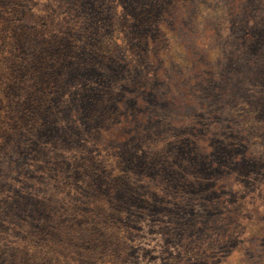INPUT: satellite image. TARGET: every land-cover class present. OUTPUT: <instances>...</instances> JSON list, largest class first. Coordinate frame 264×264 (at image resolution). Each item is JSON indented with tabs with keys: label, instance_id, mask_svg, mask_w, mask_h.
<instances>
[{
	"label": "rangeland",
	"instance_id": "1",
	"mask_svg": "<svg viewBox=\"0 0 264 264\" xmlns=\"http://www.w3.org/2000/svg\"><path fill=\"white\" fill-rule=\"evenodd\" d=\"M263 42L264 0H0V264H264Z\"/></svg>",
	"mask_w": 264,
	"mask_h": 264
},
{
	"label": "trees",
	"instance_id": "2",
	"mask_svg": "<svg viewBox=\"0 0 264 264\" xmlns=\"http://www.w3.org/2000/svg\"><path fill=\"white\" fill-rule=\"evenodd\" d=\"M148 9V8H147ZM152 9H150L149 11H147L149 14H151V13H153V12H150ZM238 13H240V11L238 12V10L236 9V8H234L233 6H229V7H227V8H225V12H224V16H225V18H226V21L228 22V21H231V19H234V17H236V15H239ZM243 13V12H242ZM257 13H259V12H257ZM249 16L251 17L250 18V22H254V20H255V18H256V12H254V18L252 19V15L251 14H249ZM243 20V18H240V23H242V20ZM236 20H238V17H236V19H235V21ZM244 20H246V16L244 17ZM150 22H151V19L150 20H148L147 21V25L149 24L150 25ZM228 25H229V27H230V25H232L230 22L228 23ZM238 29H240L239 27H238ZM258 32V31H257ZM239 34H242V32H240L239 31ZM145 36L148 38L149 37V32H146V34H145ZM122 43H124V42H122ZM96 50L95 51H93V50H91V51H93L95 54H101V53H103L104 54V58L106 57V59H107V52H106V49L104 50V51H99L98 50V48H95ZM158 51H156V52H153L152 53V67L153 66H156V62L157 61H160V56H161V54H160V56H159V58H158V52L160 53V51H159V48L157 49ZM109 51H112L111 49L109 50ZM254 51L255 52H261V53H264V42L262 43V46H259V45H255V47H254ZM148 64V63H147ZM149 64H151V62H149ZM160 67V66H159ZM159 69V68H158ZM98 70H102V69H100L99 67H98ZM156 72V71H155ZM192 152H191V150H189V154H191ZM255 199V196H253V198L251 199V200H254ZM246 205V202L244 201V205H242L241 206V209H242V211H243V219L245 218L246 219V217H247V214H246V212H248V213H253V211H257L258 209H254L256 206H257V203L256 202H249L248 203V205L247 206H245ZM105 207H107V210L109 211V214L107 215L108 217L107 218H109V221L111 222V224L112 225H110L109 226V229H111V231L110 232H112V229H113V233L115 232V235H114V237H116V236H119L121 239H123L124 240V238H125V233H126V228H122V222L120 221L119 222V220L118 219H116V217H115V209H112V205L111 206H107V205H105ZM110 215V216H109ZM117 222H119L120 224L118 225L117 224ZM247 223V226H245L246 228H244V229H246V230H248L249 231V229H251V227L249 226V221L248 222H246ZM239 224H240V222H239ZM238 227V226H237ZM250 227V228H249ZM238 228H240V227H238ZM240 229H242V228H240ZM116 232H117V234H116ZM127 233H128V231H127ZM126 233V234H127ZM248 234H249V232H247ZM235 235H236V231L234 230L233 231V233H232V238H234L235 237Z\"/></svg>",
	"mask_w": 264,
	"mask_h": 264
}]
</instances>
